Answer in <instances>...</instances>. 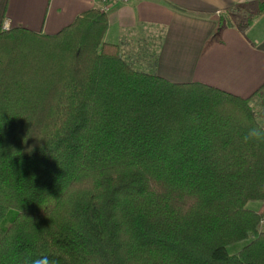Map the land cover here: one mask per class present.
<instances>
[{
  "label": "trees",
  "instance_id": "obj_1",
  "mask_svg": "<svg viewBox=\"0 0 264 264\" xmlns=\"http://www.w3.org/2000/svg\"><path fill=\"white\" fill-rule=\"evenodd\" d=\"M107 27L0 30V264H264L251 97L139 71Z\"/></svg>",
  "mask_w": 264,
  "mask_h": 264
},
{
  "label": "crops",
  "instance_id": "obj_2",
  "mask_svg": "<svg viewBox=\"0 0 264 264\" xmlns=\"http://www.w3.org/2000/svg\"><path fill=\"white\" fill-rule=\"evenodd\" d=\"M257 1L128 0L107 13L103 41L118 44L122 57L139 71L251 97L264 125V87L258 92L264 84V14L244 27L232 13L236 6L246 12ZM91 7L96 0L95 5L94 0H0V30L55 34ZM226 19L233 24L224 25Z\"/></svg>",
  "mask_w": 264,
  "mask_h": 264
},
{
  "label": "rangeland",
  "instance_id": "obj_3",
  "mask_svg": "<svg viewBox=\"0 0 264 264\" xmlns=\"http://www.w3.org/2000/svg\"><path fill=\"white\" fill-rule=\"evenodd\" d=\"M257 10V3H253V4H251L250 6H249V10H248V8H246V12L245 11H243V10H241V11H239V12H241V13H247V12H254V11H256ZM241 13H239V14H241ZM140 35H142V34H140ZM143 36V35H142ZM141 39H143V38H141ZM262 98H264V96H262ZM262 103L264 104V101H263V99H262ZM263 104H261L262 106H263ZM264 107V106H263ZM262 107V108H263ZM260 110H262L261 108H260ZM258 205H259V202H257V201H251V202H249L248 203V206L249 207H251V208H257L258 207ZM259 229L260 230H264V225H261V226H259ZM247 241H240V242H235V243H232V244H230V245H228L227 247H226V250H227V252L229 253V254H234L235 252H237L245 243H246Z\"/></svg>",
  "mask_w": 264,
  "mask_h": 264
},
{
  "label": "built area",
  "instance_id": "obj_4",
  "mask_svg": "<svg viewBox=\"0 0 264 264\" xmlns=\"http://www.w3.org/2000/svg\"><path fill=\"white\" fill-rule=\"evenodd\" d=\"M128 0H96V8L102 13H109L115 6L126 4ZM95 5V0H94ZM8 24L4 22L3 28L6 29ZM264 225V217L260 220V226Z\"/></svg>",
  "mask_w": 264,
  "mask_h": 264
},
{
  "label": "clouds",
  "instance_id": "obj_5",
  "mask_svg": "<svg viewBox=\"0 0 264 264\" xmlns=\"http://www.w3.org/2000/svg\"><path fill=\"white\" fill-rule=\"evenodd\" d=\"M249 139L264 140V127L250 129L245 136L246 141H248Z\"/></svg>",
  "mask_w": 264,
  "mask_h": 264
}]
</instances>
